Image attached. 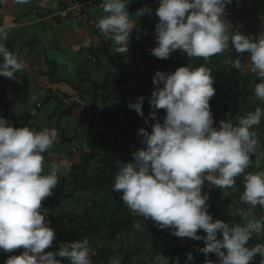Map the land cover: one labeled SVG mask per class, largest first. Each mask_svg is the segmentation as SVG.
I'll use <instances>...</instances> for the list:
<instances>
[{
  "label": "clouds",
  "instance_id": "9594fccd",
  "mask_svg": "<svg viewBox=\"0 0 264 264\" xmlns=\"http://www.w3.org/2000/svg\"><path fill=\"white\" fill-rule=\"evenodd\" d=\"M17 2L26 4L29 0ZM128 5L129 0H101L100 7L107 15L96 22V28L120 54L129 50L134 30L131 17L153 14L144 6L133 15ZM228 5L232 6L233 0H159L154 13L158 17L156 46L151 54L167 60L179 50L190 59L207 60L231 46L238 54L233 66L240 69L239 57L247 52L244 66L260 79L254 95L264 103V31L259 35L232 32L226 18ZM7 38L6 27L0 26V41ZM0 57V77L18 82L16 74L25 68L20 55L0 43ZM152 82L147 118L143 111L145 97L127 105L145 119L151 131L139 129L142 147L131 153L130 161L117 163L113 191L122 193V201L133 214L156 222L159 229H171L178 238L202 241L205 246L196 250L205 257H217L216 261L206 259L205 264H254L255 257H264V244L249 246V241L254 235L264 234V217L255 221L248 218L257 206L264 208V170L247 169L253 163L260 167L264 160V140L258 135L264 107L257 106L243 116L229 115L216 126L210 106L216 95L215 78L205 65L157 71ZM159 110L165 113L162 118ZM57 138L55 128H17L0 116V251L23 249L19 255H9L3 264H62L58 257L67 258L70 264H92L86 237L59 242L58 251H46L57 234L41 209L59 183L60 168L53 163L45 173L44 154ZM240 176L244 189L240 201L249 208L239 209L238 214L248 222L230 224L214 219L205 183L219 189L232 188ZM133 226L141 228L139 222ZM200 230L206 235L198 234ZM187 259L193 260L191 253ZM156 261L169 264L162 254ZM112 264L119 262L113 260ZM174 264H180L178 257Z\"/></svg>",
  "mask_w": 264,
  "mask_h": 264
},
{
  "label": "crops",
  "instance_id": "0c3cea01",
  "mask_svg": "<svg viewBox=\"0 0 264 264\" xmlns=\"http://www.w3.org/2000/svg\"><path fill=\"white\" fill-rule=\"evenodd\" d=\"M65 5V0H29L26 4L17 0H0V26L6 27L8 32L7 40L0 43H4L10 52L18 53L25 64L24 70L16 74L18 82L0 77V116L17 128L31 126L37 131L55 128L58 132L57 141L44 154L45 173L53 163L60 168L59 183L53 195L43 201L41 209L57 234L52 247L46 251H56L59 242L69 241L68 235L78 238L79 233H87L92 237L87 238L92 264H112L113 260H118L119 264H157L158 254L168 258L169 264H174L170 258H177V246L197 244L202 248L200 241L196 243L190 238H178L171 234L173 230H161L156 222L143 217L138 221L140 229L133 224L121 229L111 241L104 237L101 239L107 228L104 232L93 233L79 229L81 222L87 223L100 215V211L93 213L94 201L101 202L108 194L113 203L118 198L119 193L113 191V184L98 189L92 177L103 166L117 165L114 161L118 163L125 158L130 161L131 153L142 147L134 143L136 128L122 115L128 109L126 104L131 103H124V99L135 95L133 83H141V91L152 90V78L157 71L174 72L179 68L164 66L163 60L151 54L156 46L154 31L158 17L154 13L159 0H129L128 10L133 15L144 6L151 8L153 14L131 17L134 30L125 54L118 53L112 41L96 28L98 19L107 15L100 3L87 8L92 24L77 19L74 14L60 17L58 13ZM252 15L250 20H264L255 11ZM230 22L232 32H240L238 24ZM233 53L237 54L230 46L219 55L232 65L230 58ZM244 56L248 60L247 52ZM245 69L237 71V74L250 79L241 86L246 96L240 101L237 111H229L225 119L229 115L233 118L243 116L257 106L264 107V103L254 95L255 86L261 81L248 67ZM107 93H110L108 98ZM258 135L264 140V120L258 128ZM260 170H264V160H261L260 167L253 163L247 169L248 172ZM243 190V176L237 178L232 188L219 189L206 182L204 191L209 194V211L214 219L230 224L240 220L239 209L247 211L249 208L240 201ZM261 217H264V208L257 206L248 220ZM201 232L203 230L198 234ZM196 249L193 254L198 258L187 259L188 264H200L204 254L200 257ZM22 251H0V264L9 255H19ZM168 252L172 254L169 256ZM58 259H62V264H69L67 258Z\"/></svg>",
  "mask_w": 264,
  "mask_h": 264
},
{
  "label": "trees",
  "instance_id": "16d2710c",
  "mask_svg": "<svg viewBox=\"0 0 264 264\" xmlns=\"http://www.w3.org/2000/svg\"><path fill=\"white\" fill-rule=\"evenodd\" d=\"M259 3L260 4H259V9L257 10V14L260 15L262 18H264V0H260ZM247 25L249 27H252L253 26L252 20H249ZM163 64L164 66H169V67H181L187 65H190L191 67H198L200 65H205L207 68L211 70L212 76L213 78H215L214 87L216 88V95L211 99L210 106L214 115V119L216 121V125L218 121L225 119L229 111H233L235 113L239 108L238 106L240 104V101H242V99L246 96L245 89L241 88V86L249 82L250 80L249 77L248 76L242 77L237 74L238 78L235 79V77L232 76L233 75L232 70H234L233 72L234 74H236L235 73L236 69L233 67L234 69L229 71V69L232 68L231 63L228 64L227 62H225L224 59L221 58L219 54L211 56L207 60H205L204 58H195V57L190 59L186 54H183L179 50H177L171 55L169 59L163 60ZM152 91L153 90H145V91L140 90L133 96L128 95V97L124 99V103L126 101H131V103H135L139 97L141 96L145 97L143 111L145 114V118H147L150 112L148 100L151 97ZM106 95H107L106 97L108 98L110 96V93H107ZM125 110L126 111H123L122 115H125L126 117L125 120L128 121V123L131 122L132 126L136 128L135 130H137V133H135L136 135H135L134 143L141 144L140 143L141 137H139L138 135V130L141 128H148V125L145 123V119L141 118L134 110H131L129 108ZM154 122L155 121H151V123ZM148 131H151V129L148 128ZM123 162H127L126 158ZM116 171H117V165L108 164L105 167L103 166L92 177V181L95 183L98 189L106 188L114 184V175ZM121 196L122 193H119L117 201H115L116 204L118 203L117 208L115 212L111 213L109 217L106 214L107 212L110 211L109 205L113 203L112 200L113 198L111 199L108 194V196H106V198L101 202L100 200L94 201L93 213H95L96 211L99 213L100 211V215L98 214L99 216H97L96 218L92 217L91 220L87 223L85 221L81 222L79 229L84 228L87 230V232L90 231L91 233H93V232H101L104 228H107L109 232L108 233L109 238L115 239L118 235V232L121 229L128 228L131 225H133L134 222H138L142 216L133 214L126 206V204L122 201ZM122 205H124L125 208ZM125 212L127 214H125ZM255 220H257V218L253 219V221ZM87 236H88L87 233L81 235L79 233L78 238H74L68 235V240L77 241L85 237L92 238ZM256 244H264V234L259 236L254 235L253 238L249 241V246H254ZM212 255L215 256V254H211L208 258H211ZM262 259H264V257H260V256L255 257L254 264H260ZM210 260L216 261L217 259L216 260L210 259Z\"/></svg>",
  "mask_w": 264,
  "mask_h": 264
},
{
  "label": "rangeland",
  "instance_id": "374dc122",
  "mask_svg": "<svg viewBox=\"0 0 264 264\" xmlns=\"http://www.w3.org/2000/svg\"><path fill=\"white\" fill-rule=\"evenodd\" d=\"M259 1L260 0H254V2L255 3H252L253 2V0H248V2H247V9H246V11H245V15H243L242 14V16H243V18H245L246 19V23H248L249 22V20L251 19V17H253V13H254V11L255 12H257V10L259 9ZM249 6V7H248ZM230 21H233V20H230ZM234 22V21H233ZM240 30V32H243L244 34H252V33H250L249 31H244L243 29H239ZM236 32V31H235ZM238 54H231V58H230V60H233V64H234V61L237 59V56ZM220 56H222L221 58H224L223 57V55H220ZM245 57V58H244ZM240 59H241V68L240 69H237L236 67H234L235 69H236V74H234V70H232V69H234V68H231V69H229V71H231L232 70V76L233 77H235V79H237L238 78V75H237V71H239V70H244L245 69V66L243 65L244 64V62L243 61H246L247 60V56H244V54L242 55V56H240L239 57ZM243 60V61H242ZM232 64V65H233ZM246 70V69H245ZM239 73V72H238ZM139 80H141V79H139ZM152 85V90L154 89V85H153V83H151ZM133 88H134V92H133V94L135 93L136 94V92L138 91V90H140V88H142V84L141 83H136L135 82V84L133 83ZM129 92V91H128ZM123 94H126V93H123ZM127 95V94H126ZM122 97H124V95H122ZM121 103V102H120ZM126 106H127V104H126ZM160 112H163V115H164V111L163 110H159V112H158V115H159V113ZM129 126V125H128ZM132 127V126H131ZM128 128H130V126L128 127ZM135 133H137V130H135L134 132H133V135H136ZM121 161H123V160H121ZM114 162H116V164H117V161H114ZM114 205H112L111 207H110V211L109 212H107V216L109 217L110 215H111V213H113V212H115V210H116V208H117V204H116V202L115 203H113ZM124 208H125V206L124 205H122ZM245 210V209H244ZM253 213V212H252ZM100 214V213H99ZM125 214H127L126 212H125ZM120 217V216H119ZM251 220H253V219H251ZM231 222V221H230ZM245 222H247V220H242V219H240V220H235L234 221V223L233 224H236V223H241V224H245ZM105 231V228L102 230V232H104ZM108 230H107V232H105V233H102L103 235H102V238L101 239H104L105 238V240L106 241H111L112 240V238L110 239L109 238V236H108ZM200 235H206V233H204V232H201V233H199ZM104 237V238H103ZM196 243H197V241H196ZM200 243H201V245H202V247H204L205 245H204V243L202 242V241H200ZM59 244V243H58ZM169 246V248H170V246L171 245H168ZM173 246V245H172ZM197 246V244H195V245H193V246H189V247H181V246H177L176 248H177V251L179 252V254H177V257L179 258V260H180V264H188V262H187V258H186V256L188 257V254L189 253H191L192 254V256H193V260H195V259H197L198 257H197V255L195 254H193V250H194V248H198V246ZM179 248H182V249H179ZM184 248V249H183ZM199 248H200V246H199ZM179 249V250H178ZM56 251L58 250V249H55ZM196 252H197V254H199L200 252L199 251H197L196 250ZM168 254H169V256L172 254L171 252H168ZM168 256V257H169ZM203 256V254H201L200 253V257H202ZM173 258H170L172 261H174L175 260V258H174V256H172ZM209 257V256H208ZM208 257H205V255L202 257V259H200V261H199V263L200 264H205V261H206V259H208ZM212 259H214V260H216L217 259V257H215V256H213L212 255V257H211ZM203 259H205V260H203Z\"/></svg>",
  "mask_w": 264,
  "mask_h": 264
},
{
  "label": "built area",
  "instance_id": "2783aa9c",
  "mask_svg": "<svg viewBox=\"0 0 264 264\" xmlns=\"http://www.w3.org/2000/svg\"><path fill=\"white\" fill-rule=\"evenodd\" d=\"M65 1H66V5L64 7H61L58 15L64 18L67 17L69 14H74L77 19L86 22L88 24H92V20L87 12V8L89 6H94V4L96 3H101V0H94V1L91 0L86 2H82L80 0H65ZM247 2L248 0H239V2H237L236 0L233 3V5L226 11V18L233 20L244 31L247 30L253 35H256V33L258 32V27L263 28L264 31V27H263L264 20H261V18H259L255 21L256 19L255 18L254 20H252L253 22L252 27H249L247 25L246 19L243 18L242 16V14L245 15V11L247 9ZM159 116L162 118L163 114H160Z\"/></svg>",
  "mask_w": 264,
  "mask_h": 264
},
{
  "label": "bare ground",
  "instance_id": "6f19581e",
  "mask_svg": "<svg viewBox=\"0 0 264 264\" xmlns=\"http://www.w3.org/2000/svg\"><path fill=\"white\" fill-rule=\"evenodd\" d=\"M261 30H262V28H259V27H258V32H261Z\"/></svg>",
  "mask_w": 264,
  "mask_h": 264
}]
</instances>
